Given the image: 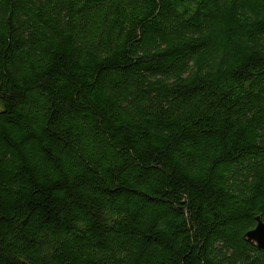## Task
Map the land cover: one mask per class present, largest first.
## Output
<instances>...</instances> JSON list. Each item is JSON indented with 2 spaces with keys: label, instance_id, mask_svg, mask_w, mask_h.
Returning a JSON list of instances; mask_svg holds the SVG:
<instances>
[{
  "label": "trees",
  "instance_id": "1",
  "mask_svg": "<svg viewBox=\"0 0 264 264\" xmlns=\"http://www.w3.org/2000/svg\"><path fill=\"white\" fill-rule=\"evenodd\" d=\"M0 264H264V0H0Z\"/></svg>",
  "mask_w": 264,
  "mask_h": 264
},
{
  "label": "water",
  "instance_id": "2",
  "mask_svg": "<svg viewBox=\"0 0 264 264\" xmlns=\"http://www.w3.org/2000/svg\"><path fill=\"white\" fill-rule=\"evenodd\" d=\"M257 225L245 234L247 241L255 243L260 250L264 251V221L256 218Z\"/></svg>",
  "mask_w": 264,
  "mask_h": 264
},
{
  "label": "rangeland",
  "instance_id": "3",
  "mask_svg": "<svg viewBox=\"0 0 264 264\" xmlns=\"http://www.w3.org/2000/svg\"><path fill=\"white\" fill-rule=\"evenodd\" d=\"M2 109V105H1V103H0V110Z\"/></svg>",
  "mask_w": 264,
  "mask_h": 264
}]
</instances>
